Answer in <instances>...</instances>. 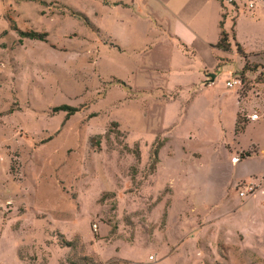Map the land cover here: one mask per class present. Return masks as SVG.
I'll return each instance as SVG.
<instances>
[{"label":"rangeland","instance_id":"obj_1","mask_svg":"<svg viewBox=\"0 0 264 264\" xmlns=\"http://www.w3.org/2000/svg\"><path fill=\"white\" fill-rule=\"evenodd\" d=\"M248 1L0 0V264H264V5ZM173 10L214 37L221 19L231 48L186 52Z\"/></svg>","mask_w":264,"mask_h":264},{"label":"crops","instance_id":"obj_2","mask_svg":"<svg viewBox=\"0 0 264 264\" xmlns=\"http://www.w3.org/2000/svg\"><path fill=\"white\" fill-rule=\"evenodd\" d=\"M152 1H153V3L151 2V7L148 5L147 10L148 11L151 10L152 12H156V7H159L160 3L155 4V2H154L155 0H152ZM171 1L172 0H163V3H166L168 6H171ZM120 3L123 4V2H120ZM259 3H263V5H264V0H261ZM174 8L175 7L173 5L170 10H172ZM177 13H179L177 10L172 11L171 15H173V18L169 19L168 29H169V31H171V35H173L175 38L178 39L180 45L183 47V49L186 52H191L193 54L199 53V54L204 55V54L212 53L213 49L214 50L220 49V48L216 47L215 44L217 43V41L219 39V34H220L219 22L221 21V19L218 20L219 32L216 33V37H214V35L212 33H208V34L202 33L201 29H199V25L198 24L195 25V21H194L193 17H191L188 12L182 13L180 17L177 16ZM167 16L170 17V15H167ZM220 17H221V10H220ZM177 21H180L179 27H177V25H179V24H176ZM233 37H234V35H233ZM232 40H234V39H232ZM230 48H231V46H230ZM220 50H222V49H220ZM222 51H224V50H222ZM206 75H209V74H207L205 72V76ZM209 81H213V79L210 78ZM240 112L241 111H239V113ZM253 113H256V112H253ZM246 117L252 119L249 115H246ZM247 118L245 119V126H246L247 121H248ZM257 119H259V115L254 120H257ZM245 126H244V128H245ZM241 152H244V151H241ZM250 156H251V151H250V155H248V156L240 157L238 155L239 158L234 163H239L240 161L245 160ZM255 185H256L255 183L249 182L248 185H246V186H252L253 190L250 193L244 194L242 196L247 197L250 195H255L259 189V185H257V186H255ZM237 195L241 196V195H239V191H237ZM244 205H245L244 209L247 210V209H249L250 205H252V202L251 203L246 202Z\"/></svg>","mask_w":264,"mask_h":264},{"label":"trees","instance_id":"obj_3","mask_svg":"<svg viewBox=\"0 0 264 264\" xmlns=\"http://www.w3.org/2000/svg\"><path fill=\"white\" fill-rule=\"evenodd\" d=\"M219 27H220V34H219V39L217 41V43L215 44L216 47L224 50V51H228L230 49V43L229 41L227 40V32H225L223 30V22L222 20L219 22ZM18 33L20 36H23V37H29V38H32V39H38V40H41V41H45L46 39V35L47 33L45 32H37V31H20L18 30ZM234 39V38H233ZM235 46H236V49H237V52L242 55L245 59V63H244V66H243V70L247 68V55L245 52H243V50L241 49L240 45L238 43H235ZM58 110H63L66 112V116L72 114L73 112L77 111V108L76 107H73V106H70V105H67V104H62V105H59V106H56L54 107V111H58ZM239 117V114L237 116V119ZM245 122V120H244ZM244 129V125L241 126V127H237L235 125V131L236 132H240ZM154 155L157 156V151L154 152ZM250 155V151H245V152H241L239 154L240 157H244V156H248ZM67 244H69V242H66Z\"/></svg>","mask_w":264,"mask_h":264},{"label":"built area","instance_id":"obj_4","mask_svg":"<svg viewBox=\"0 0 264 264\" xmlns=\"http://www.w3.org/2000/svg\"><path fill=\"white\" fill-rule=\"evenodd\" d=\"M261 0H249L248 1V8L250 9H253L256 7V5L260 2ZM226 85L228 87H232L234 85H242V82H241V78L240 77H235L234 79L232 80H228L226 81ZM258 117V114L257 113H253L251 115V118L252 119H255ZM238 158H233L232 161L235 162L237 161ZM253 190V187L252 186H245L244 189L242 191H239V195H244V194H247V193H250L251 191Z\"/></svg>","mask_w":264,"mask_h":264},{"label":"water","instance_id":"obj_5","mask_svg":"<svg viewBox=\"0 0 264 264\" xmlns=\"http://www.w3.org/2000/svg\"><path fill=\"white\" fill-rule=\"evenodd\" d=\"M211 79H213V77H211Z\"/></svg>","mask_w":264,"mask_h":264}]
</instances>
